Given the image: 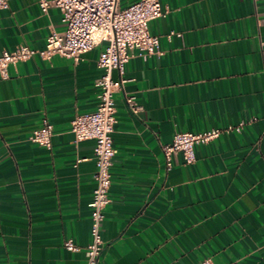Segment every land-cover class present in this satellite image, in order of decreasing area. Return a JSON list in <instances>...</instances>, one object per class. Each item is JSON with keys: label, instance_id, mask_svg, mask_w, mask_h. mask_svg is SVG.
<instances>
[{"label": "crops", "instance_id": "crops-1", "mask_svg": "<svg viewBox=\"0 0 264 264\" xmlns=\"http://www.w3.org/2000/svg\"><path fill=\"white\" fill-rule=\"evenodd\" d=\"M137 0H120L127 7ZM150 22L163 53L126 63L125 91L144 100L133 114L116 105L110 203L99 264H264V0H162ZM60 11L38 0L0 9V54L24 43L43 48ZM173 33L171 36L170 34ZM105 44L75 63L35 56L0 73V264H83L91 241L95 142L73 144L76 113L94 111ZM52 148L29 141L44 118ZM246 123L182 152L165 165L175 129L204 131ZM73 239L79 247L68 250Z\"/></svg>", "mask_w": 264, "mask_h": 264}, {"label": "built area", "instance_id": "built-area-1", "mask_svg": "<svg viewBox=\"0 0 264 264\" xmlns=\"http://www.w3.org/2000/svg\"><path fill=\"white\" fill-rule=\"evenodd\" d=\"M38 3L45 15L49 14L51 7L57 8L65 23V29L58 31L51 23L50 34L43 48L21 43L11 50H3L0 54L2 78L9 77L10 65L35 56L49 62L55 55L71 58L75 63L91 62L84 55L98 45L105 44L95 61L97 67L103 70V73L93 80V85L99 88L97 108L91 112L76 113L71 121L73 144L76 147L85 140L95 142L96 170L93 179L96 186L89 203L91 241L86 247V260L83 264H99L105 249L103 223L107 205L110 203L112 166L117 153L113 139L117 122L114 95L118 91L123 92L126 106L133 114L145 109L143 99L125 91L126 79H114L112 73L117 69L123 75L126 63L136 57L147 60L163 53L159 35L150 31V22L166 16L170 8L162 0H137L127 7H121L120 0H38ZM8 7L9 0H0V9ZM246 125L241 123L198 132L175 129L172 142L162 146L166 167L172 168L174 155L178 152L183 153L186 164H195L196 145L207 144L223 133L243 131ZM53 135L54 126L45 117L40 127L29 136V141L50 149L53 145ZM64 245L70 251L79 249L73 239H67ZM196 264L217 263L211 257H206ZM223 264L240 263L235 261Z\"/></svg>", "mask_w": 264, "mask_h": 264}]
</instances>
